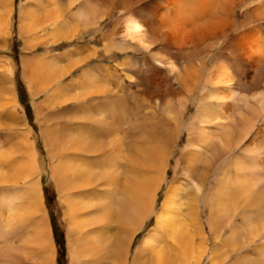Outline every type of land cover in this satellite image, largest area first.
<instances>
[{"label":"bare ground","instance_id":"6f19581e","mask_svg":"<svg viewBox=\"0 0 264 264\" xmlns=\"http://www.w3.org/2000/svg\"><path fill=\"white\" fill-rule=\"evenodd\" d=\"M24 19L32 48L77 46L55 55L60 63L69 60L64 66L51 55L45 64L21 60L31 85H57L56 102L71 110V125L51 130L50 145L44 142L52 156L49 181L64 208L70 264H201L206 254L216 264L217 248H207V237L217 246L228 230L226 241L238 252L239 239L252 246L262 237L264 170L258 164L236 159L234 176L216 175L206 189L204 183L212 158L245 141L243 151L255 154L264 142V0H27ZM103 20L107 23L100 26ZM244 86L260 90L248 94L240 91ZM0 97L13 126L12 88L7 94L0 89ZM127 102L153 103L154 113L142 115L136 108L129 114ZM36 111L40 114L41 106ZM185 123L184 141L196 145L186 148L182 175L194 193L188 197L181 192L187 185H170L153 229L131 254V240L149 221L167 182L169 143L181 136ZM146 125L155 126L152 135L139 129ZM29 136L23 131L18 143L0 154V188L26 189L25 205L12 208L5 219L0 215V264H55L39 192L43 170ZM201 147L210 154L202 169ZM30 214L40 217L34 234L16 244L15 224ZM232 220H243L244 229L231 226ZM255 249L264 264V246ZM248 255L244 260L254 264Z\"/></svg>","mask_w":264,"mask_h":264},{"label":"rangeland","instance_id":"374dc122","mask_svg":"<svg viewBox=\"0 0 264 264\" xmlns=\"http://www.w3.org/2000/svg\"><path fill=\"white\" fill-rule=\"evenodd\" d=\"M24 8H26V9H24ZM9 10H10V12H9ZM26 12H27V0H0V21H1V24H0V89L4 88L5 94H7L8 89L12 88V90H13V94H14L13 105L15 106V108H14L15 113L13 115V120H15V122H16L13 126H11L9 124L8 117H5V115H4L3 100H1V97H0V154H3L4 152H8L9 149H11V147H13L16 143H18V141L20 139V133H23V131H24V133H30V136L32 135L31 137L29 136V141H31L30 142V143H32L31 146L33 145L34 153H35V155H37V159L39 162L40 169L42 168V170H43L39 176L40 177L39 178V192H40V195L42 196V204H43L42 208L47 215V221H48V225L50 227L51 238H52L51 239L52 240V247H53L54 252H55V261L54 262H55V264H70L71 260H70L69 252H68V237H67V229H66L67 224H66V221L64 220V208L61 206V203H60L61 201H60L56 186L49 181L48 176H49V170H50L49 168L51 165L50 159L52 158V156L49 157L50 154H49V151H46L48 148H46V145L44 144V142H46L47 144L50 145V142L48 141L47 136H48V133L51 132V130L53 132L54 131L60 132V131H62L63 128L66 129L68 126L71 125L70 122H72V118H71V115H69L71 113V110H70V108L68 109V108L64 107V105L60 104L58 101L56 102L57 98H54L53 93L56 92V90H58L57 85L51 84V85L41 86L39 84L37 88L33 84L31 85V82L28 79L27 74H25V71L22 69L21 60L23 61L25 59H30V60L36 61V62H38L40 60L39 62L41 64L42 63L45 64L46 63L45 59L47 60V58H50V55L51 56H55V55L57 56L60 53L65 52L69 49H73L77 46L74 43H71L68 45L67 44H60L57 46L52 45L50 47H47L46 45H44L45 43L44 44L36 43L37 47L34 46L32 48L31 43L27 42L28 39H27V35L25 32L24 23H23V22H25L24 17L26 15ZM106 23H107V21L103 20L100 23V26H105ZM21 30H22V32H21ZM34 48H35V50H34ZM56 56H55L54 60H56V59L57 60L54 63L57 66H59V65L61 66L63 64L66 65L69 62V60H66V61L63 60V62L60 63L59 61H62V60L59 59L60 57L56 58ZM42 58H44V59H42ZM104 63L108 64L105 61H104ZM76 75L77 74L73 73L68 78L72 80V78ZM123 76H124L123 74H120V77H123ZM67 79H65V80H67ZM71 86H73V85H71ZM129 86H130V84H128V88H129ZM253 87L254 86H248V87L244 86L243 88L240 87V91H242L245 88L246 90L244 89L243 92L246 91V93L250 94V93H252V91H256V90L259 91L260 90L259 86H257L256 88L255 87L253 88ZM34 89H38V92L35 93ZM70 89L73 90L74 88L72 87ZM45 95H46V97H45ZM122 97L123 98L126 97V94L124 93ZM54 104H55V106H54ZM141 105H139L138 107H135L133 105L131 106V104L129 102H127L126 106H128V108L126 110H128L130 108L128 110L129 114L131 112H133L134 109L136 111V108L141 111L142 115H144V114H147V115L150 114L151 115L152 113H154L153 109H152L154 106L153 103H151V104H144L143 103ZM39 106H41L42 112L40 114H37L36 109H38ZM68 106H70V105H68ZM66 109H68V110H66ZM189 113L192 114V110ZM65 114H68L69 116L65 115ZM53 115H54V117H53ZM57 119H59V120H57ZM186 125H187L186 123L181 125V127L179 129L178 134H181V136L177 135L176 139L173 138L174 140H172V142L169 143L167 162H166V164H167L166 165L167 182L164 185V188H163L161 195L158 196L154 211L149 216V221L146 223L144 229L140 233H138L135 237L132 238L131 244H130V250H129V253H131V254L133 253L134 248L136 246H138L140 241L147 234H149V232L153 229V226H154V220L153 219H154L155 213H156V211H158V209L161 205V202H162V199L164 196V192L166 191V189L170 185H172V184L180 185V183H181V185L185 184L187 186L184 189L182 188L181 192H183L185 194L187 193L186 195H188V197H192V195L194 193L192 190V187L188 185L187 179L182 175L183 168L185 167L184 154H185L186 148L189 144H192V146L194 144L196 145V143H194V142H188L187 143L184 141V138H185L184 137V135H185L184 129L187 128ZM60 126H62L63 128L62 127L60 128ZM125 129L128 130L130 128H129V126L125 125ZM139 129H141V132L146 130L149 135H152L150 133L151 132L153 133L155 131L154 130L155 126L154 125H149V126L146 125L143 127H139ZM170 129H171L170 127H166V130L170 131V133H171ZM44 130H45V132H44ZM152 130H154V131H152ZM159 133L160 132H158V130H157V134L161 139L163 134L161 133L162 134L161 135ZM153 139L154 138H152L151 141H149L150 144H151V142H154ZM245 142L240 143L233 150H230L229 152H226L224 154H221V155L211 159L212 160L211 165H210V167H207L208 169H206V171H205L208 173L207 178H206V182L204 183L205 189L208 187H211V185L215 181L216 175L217 176H219L220 174L226 175L225 173L227 172L230 174V176L231 175L234 176V174H235L234 167H235V163L237 160H240V162H242V163H247L245 165L249 164V165H251V166L253 165L255 167H257V165H255V164H258V167L264 170V163H262V162H264V147H263L264 142H261L260 149L258 151H256L255 154H246L243 151V149H244L243 147H244ZM49 145H48V147H49ZM241 145H242V147H241ZM51 149H53L52 146H51ZM51 149H49V150H51ZM53 151L54 150H52V152ZM199 155H200V159L202 158L201 159L202 163L200 162L201 163L200 168L202 169L203 166H205L204 164L208 160L210 154L207 152V150L204 151L201 147V149H199ZM15 156L17 157L16 154H15ZM241 157H242V159H241ZM243 157L246 159H244ZM259 163H262L263 165H261V164L259 165ZM48 165H49V167H48ZM175 167H177L176 173H174ZM25 190L26 189L24 188V186L21 187V185L19 186V184L4 186V187L0 188V201H1L0 202V215H1V217H3L4 219L7 218L11 215L10 213L12 211V208H22L25 205V202H24L25 201V199H24L25 198ZM203 191H205V190L203 189ZM200 201H201V199H200ZM1 208H3V212H4L3 214L1 213ZM16 212H18V209L16 210ZM39 218H40L39 215L32 216L30 214V215H27V217H25L24 221L21 220V222L15 224L17 226V231L15 233H13L12 238H13V240L17 241L16 244L17 243L18 244L26 243L25 240H27L28 237L33 236L34 233L32 231L33 230L32 227H33L34 222H37ZM262 220H264V219H262ZM234 221L233 220L231 221V223H232L231 226L237 225L241 228V230L244 229L245 222L243 220H242L243 222L241 220H236L235 222ZM252 221L254 222L255 219L252 218ZM225 225H222V226H225ZM240 228H239V231L243 232L240 230ZM228 229L230 230V228H228ZM202 231L207 236L209 235V230H208L207 225L203 226ZM224 231L225 232H223V234L221 235V238H222L221 239L222 243L220 244L221 246L219 244L217 246H212V244H211L212 239L207 237V241H208L207 248H209L210 251L212 249L217 248L218 255H217L216 260H217L218 264H219V261H220V264H242V263L243 264H250V262L246 263V261L244 260V257L248 254H249L248 257H251L252 259H254V261L257 264H259V262H260L259 258L260 257H259V255L255 256L256 255V253H255L256 249L255 248L259 245L264 246V232L262 233V237L260 234V236L258 238H255L252 240L254 242L252 246H247L248 243H247L245 238L239 239L238 242H240L242 250L240 252H238L237 251L238 247H237V245H235V243L231 244V243H229L230 241H226L227 238L229 237V232H228V230H224ZM0 244H2V242H0ZM238 246H239V244H238ZM220 249H222V250H220ZM239 250H240V247H239ZM208 256L209 255L206 254V257H204L201 264H210L207 261ZM240 256L243 257V260H242V258H240ZM220 258H221V260H219ZM237 258H239L240 260H237ZM235 260L239 263H236ZM255 262H253V263L255 264ZM18 263L19 264H27V261L23 260V261H19ZM28 264H34V263L31 261V262H28Z\"/></svg>","mask_w":264,"mask_h":264}]
</instances>
